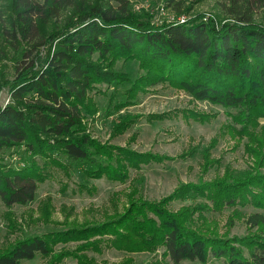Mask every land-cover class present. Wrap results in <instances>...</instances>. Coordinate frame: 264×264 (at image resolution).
Segmentation results:
<instances>
[{
	"label": "trees",
	"instance_id": "trees-1",
	"mask_svg": "<svg viewBox=\"0 0 264 264\" xmlns=\"http://www.w3.org/2000/svg\"><path fill=\"white\" fill-rule=\"evenodd\" d=\"M165 1L181 12L186 0ZM230 1L244 6L230 9L232 22L218 24L195 16L182 23L156 24L150 12L132 10L131 0H0V61L13 60L15 69L12 79L0 71V93L8 87L10 96L0 105V199L8 208L34 201L39 184L52 177L50 166L69 173L75 165L89 179L126 183L132 169L176 158L95 137L90 122L100 107L91 92L106 93L101 84H129L124 101L110 94V112L133 104L140 93L158 84L221 106L229 118L227 132L246 138L245 150L254 158L247 171L181 182L159 200L146 198L133 183L122 212L98 222L65 221L63 229L24 236L0 247V264H21L38 255L47 258V264H61L68 257L78 264L135 261L126 256L119 262H99L89 255L105 249L131 254L162 250L153 264H207L212 258L224 264H264V26L252 18L253 6L264 0ZM120 60L137 61L142 73L132 80L127 72L116 71ZM180 114L188 122L205 123L214 117L195 109ZM180 114L145 117L155 122ZM140 118L124 116L114 124L112 136L125 133ZM212 143L203 153L206 169L214 164ZM17 147L23 148L22 167L4 160L3 153ZM78 190L94 194L97 188L79 184ZM191 197L201 200L177 210L170 207ZM246 206L259 211L246 216L239 209ZM228 208L233 209L229 227L220 232L214 215ZM237 219H244L248 231L231 236ZM5 220L11 232L21 228L13 212L8 211ZM39 220L51 222L46 205ZM70 243L75 246L66 248Z\"/></svg>",
	"mask_w": 264,
	"mask_h": 264
},
{
	"label": "rangeland",
	"instance_id": "rangeland-1",
	"mask_svg": "<svg viewBox=\"0 0 264 264\" xmlns=\"http://www.w3.org/2000/svg\"><path fill=\"white\" fill-rule=\"evenodd\" d=\"M117 4V3H115ZM242 7V8H241ZM231 8L243 10V5L235 6L230 0H186L183 1L181 12L168 7L165 0H131V9L137 13L150 12L156 24L164 21H179V18L186 19L201 16L204 20L213 19L216 23L222 24L232 22L233 15ZM253 22L264 26V4L253 6ZM182 23V22H181ZM46 49L42 55H46ZM38 67V64H36ZM5 70V71H4ZM13 60L3 59L0 61V71L9 79L14 78ZM116 71L127 72L132 80H135L142 73L137 61L120 60L116 64ZM99 89L105 91L102 94L94 90L91 94L97 101L100 111L95 121L90 122V129L95 137L101 141H110L118 145H127L138 151L154 152L176 157L174 160H166L164 163H150L144 165L140 170H131L130 179L126 183L111 181L107 178L89 179L77 166H70L69 173L61 168L50 166L52 177L39 184L37 196L34 201L27 205H14L8 208L0 199V247L27 235L38 234L50 230L65 228L64 222L84 223L103 221L107 217L122 212L126 201V193L130 191L132 184H138L142 194L152 200H159L169 195L181 182H200L201 180H212L224 176L228 171L244 172L252 168L254 158L246 152L244 143L246 138L240 140L232 137L225 128L229 121L225 110L209 101L194 99L183 90L171 87L167 84H158L145 93H140L135 102L127 107L110 112L109 96L115 93L117 101L125 100V90L128 83L113 84L107 86L101 84ZM10 100L9 89L5 87L0 93V105H5ZM195 109L213 115L214 117L205 123L186 121L182 117V110ZM171 112L180 114L177 117L167 118L162 121L149 122L145 117L149 113ZM126 115H139L137 123L133 124L125 133L112 136L114 124ZM264 123V121H263ZM136 135L137 139L131 141ZM215 142L213 146L212 142ZM212 143L211 158L214 164L209 169L204 168V150ZM23 148L17 147L6 150L4 160L14 167H22ZM195 152L190 155V152ZM188 155L180 158L182 153ZM68 162L66 157H62ZM70 162V160H69ZM264 170V169H263ZM79 184L96 186L94 194L78 190ZM65 188V190H64ZM200 198H188L185 200L173 201L170 204L172 209H179L185 204H194ZM46 205L51 212V222L40 221L41 208ZM248 216L256 210L252 206L239 207ZM228 208L222 214H215L214 218L219 224L220 232H224L228 218L232 213ZM14 213V218L21 225L19 230L11 232L8 228L5 216L7 212ZM230 228V235H244L248 231L244 219H237ZM74 243L66 245V248H73ZM59 245L57 249H61ZM162 250L154 253H126L115 249H105L103 253L89 252L99 262L108 260L119 262L126 256H133V264H153L159 259ZM154 261V262H153ZM48 259L38 255L34 259L25 260L21 264H47ZM61 264H78L77 260L68 257ZM168 264H174L170 262ZM179 264H201L198 261L185 260ZM207 264H224L223 260L211 259Z\"/></svg>",
	"mask_w": 264,
	"mask_h": 264
},
{
	"label": "built area",
	"instance_id": "built-area-1",
	"mask_svg": "<svg viewBox=\"0 0 264 264\" xmlns=\"http://www.w3.org/2000/svg\"><path fill=\"white\" fill-rule=\"evenodd\" d=\"M185 20H186V19H184V18H179V21H180V22H185Z\"/></svg>",
	"mask_w": 264,
	"mask_h": 264
}]
</instances>
